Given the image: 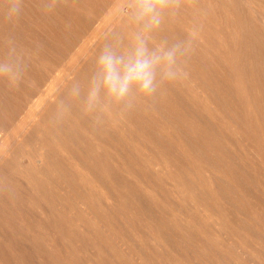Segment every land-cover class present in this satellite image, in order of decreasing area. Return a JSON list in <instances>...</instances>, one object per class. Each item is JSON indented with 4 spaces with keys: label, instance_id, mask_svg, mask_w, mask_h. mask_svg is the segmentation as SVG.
Returning a JSON list of instances; mask_svg holds the SVG:
<instances>
[{
    "label": "rangeland",
    "instance_id": "374dc122",
    "mask_svg": "<svg viewBox=\"0 0 264 264\" xmlns=\"http://www.w3.org/2000/svg\"><path fill=\"white\" fill-rule=\"evenodd\" d=\"M14 2L0 57L28 71L0 80V264H264V0H177L152 44L197 30L187 78L96 126L66 91L127 45L117 0H23L12 22Z\"/></svg>",
    "mask_w": 264,
    "mask_h": 264
},
{
    "label": "clouds",
    "instance_id": "9594fccd",
    "mask_svg": "<svg viewBox=\"0 0 264 264\" xmlns=\"http://www.w3.org/2000/svg\"><path fill=\"white\" fill-rule=\"evenodd\" d=\"M23 0H15L7 18L18 21ZM177 6V0H117L114 9L118 17L125 18L131 32L127 45L122 39L117 46L105 43L94 62V74L86 88L73 80L66 96L80 107L82 116L93 126L107 120L123 118L138 104L150 106L169 84L183 81L188 76L187 64L194 52L197 30H189L186 41L168 46L167 42L152 44L165 17ZM45 14L54 11L48 4ZM115 35V33H113ZM150 44L152 46L150 47ZM27 66L20 57H0V80L9 90H18L26 80ZM55 123L60 124L71 115L69 103L59 99Z\"/></svg>",
    "mask_w": 264,
    "mask_h": 264
},
{
    "label": "bare ground",
    "instance_id": "6f19581e",
    "mask_svg": "<svg viewBox=\"0 0 264 264\" xmlns=\"http://www.w3.org/2000/svg\"><path fill=\"white\" fill-rule=\"evenodd\" d=\"M111 14H112V13H111ZM116 17H117V16H116ZM108 19H109V18H107V19L105 18V20H107V21H108ZM104 24H105V23H104ZM108 24H109V23H108ZM109 25H110V24H109ZM116 26H117V25H116ZM109 28H110V30H111V27H109ZM96 33H97V32H96ZM105 33H106V32H105ZM94 37H95V36H94ZM97 37H99V36H97ZM94 39H95V38H94ZM95 41H96V40H95ZM89 49H91V48H89ZM82 51H83V50H82ZM87 51H88V50H87ZM71 56H72V55H71ZM76 57H78V56H76ZM74 59H76V58H74ZM71 60H73V59H71ZM79 60H81V59H79ZM79 60H78V61H79ZM78 61H77V62H78ZM69 62H70V61H69ZM69 62H68V63H69ZM71 63H72V62H71ZM72 64H73V63H72ZM74 64H75V63H74ZM63 65H64V64H63ZM66 67H67V66H66ZM66 67H65V68H66ZM61 68H62V67H61ZM68 68H69V67H68ZM62 70H63V69H62ZM63 71H64V70H63ZM63 71H62V72H63ZM65 71H67V70H65ZM69 73H70V72H69ZM64 75H65V74H64ZM58 76H59V75H58ZM70 77H71V76H70ZM65 78H66V77H65ZM50 79H51V78H50ZM52 81L54 82V79H52ZM53 82H52V83H53ZM56 83H57V81H56ZM56 83H55V84H56ZM60 84H61V83H60ZM64 84H66V83H64ZM56 86H58V85H55V87H56ZM58 88H59V87H58ZM16 91H17V90H16ZM57 91H58V90H57ZM57 91H56V92H57ZM59 91H60V90H59ZM59 91H58V92H59ZM58 92H57V94H58ZM57 94H56V95H57ZM49 97H50V96H49ZM49 97H48V98H49ZM42 100H44V102H45V99H44V98H42ZM46 100H47V99H46ZM39 103H40V102H39ZM44 104H45V103H44ZM40 105H41V104H39V106H40ZM48 105H49V104H48ZM48 105H47V106H48ZM47 106H46V107H47ZM34 112H35V111H34ZM30 118H31V117H30ZM30 118H29V120H30ZM31 119H32V118H31ZM27 120H28V119H27ZM29 120H28V121H29ZM36 120H37V119H36ZM34 121H35V120H34ZM29 122H30V121H29ZM28 124H29V123H28ZM28 124H27V125H28ZM90 124H91V123H90ZM23 127L25 128V126H23ZM21 128H22V127H21ZM24 132H26V130H25ZM21 133H22V132H21ZM26 135H27V134H26ZM8 136H9V135H8ZM21 136H23V135H21ZM13 141H14V140H13ZM0 142H1V141H0ZM20 143H21V142H20ZM2 144H3V143H2ZM34 144H35V143H34ZM31 146H32V145H31ZM23 148H24V147H23ZM4 149H5V148H4ZM15 149H16V148H15ZM24 149H25V148H24ZM33 152H34V150H33ZM3 153H4V151H3V150H0V156H1V157L3 156ZM49 160H50V159H49ZM37 162H38V161H37ZM9 166H10V165H9ZM70 170H71V169H70Z\"/></svg>",
    "mask_w": 264,
    "mask_h": 264
}]
</instances>
